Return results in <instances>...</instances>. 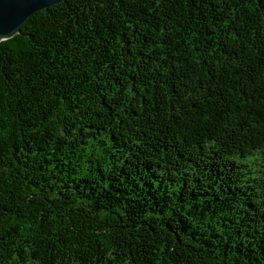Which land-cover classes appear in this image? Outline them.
<instances>
[{
	"label": "trees",
	"instance_id": "1",
	"mask_svg": "<svg viewBox=\"0 0 264 264\" xmlns=\"http://www.w3.org/2000/svg\"><path fill=\"white\" fill-rule=\"evenodd\" d=\"M0 264H264V0H67L0 42Z\"/></svg>",
	"mask_w": 264,
	"mask_h": 264
},
{
	"label": "water",
	"instance_id": "2",
	"mask_svg": "<svg viewBox=\"0 0 264 264\" xmlns=\"http://www.w3.org/2000/svg\"><path fill=\"white\" fill-rule=\"evenodd\" d=\"M67 0H0V42L20 33L24 23L36 12Z\"/></svg>",
	"mask_w": 264,
	"mask_h": 264
}]
</instances>
